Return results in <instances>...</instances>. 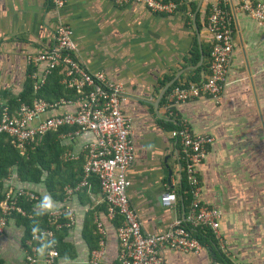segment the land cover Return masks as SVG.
I'll use <instances>...</instances> for the list:
<instances>
[{"label": "crops", "instance_id": "1", "mask_svg": "<svg viewBox=\"0 0 264 264\" xmlns=\"http://www.w3.org/2000/svg\"><path fill=\"white\" fill-rule=\"evenodd\" d=\"M211 1L177 0L174 12L156 13L133 1L66 0L54 9L48 0H0V107L24 87L26 54L52 44L58 21L68 24L82 64L90 71H104L124 87L120 108L131 118L133 142V159L125 172L127 194L144 231L166 230L189 204L179 193V145L170 134L173 128L161 121L176 126L184 121L193 133L212 138L196 176L200 201L221 210L219 233L225 252L219 242L217 258L207 246L195 252L163 248L162 264H224V258L234 264H264V27L235 0H227L233 51L220 97L178 103L169 98L172 84L207 74L205 20ZM88 136L61 139L64 158L72 162L62 166L63 176L80 173ZM14 172L15 167L3 179L2 190L20 186L37 192L38 209L44 212L64 205L74 211L72 226L60 230L61 251L53 264H86L98 234L97 220L105 229L99 264L115 262L116 227L106 216L99 191H93L96 185L68 195L66 183L61 198H54L45 186L47 171L37 182H21ZM165 191L175 192L174 204H162ZM32 204L31 210H36ZM13 215L0 232V264H48L43 247L25 237V226ZM28 240L40 248L34 262L26 258Z\"/></svg>", "mask_w": 264, "mask_h": 264}, {"label": "built area", "instance_id": "2", "mask_svg": "<svg viewBox=\"0 0 264 264\" xmlns=\"http://www.w3.org/2000/svg\"><path fill=\"white\" fill-rule=\"evenodd\" d=\"M54 9L65 5L66 0H48ZM117 3L138 2L156 13H172L177 8L174 0H114ZM239 9L248 13L260 26L264 27V1L235 0ZM227 0H212L205 20L208 34L209 54L207 74L197 80L173 85L170 99L174 102L192 101L200 97L219 98L233 51V32L231 15L226 8ZM53 42L45 48L26 54L27 64L32 66L28 77L33 92L45 84L47 76L53 69L61 74L60 83L77 93L73 98L59 97L47 100L35 97L32 101L21 102L16 109H10L5 102L0 107V133L10 137L11 142L21 151L33 146L37 138L48 131L58 130V138L88 136L86 155L82 163L81 179L64 190L70 195L88 185L89 177L95 176L99 184L101 200L107 204L106 216L113 219L118 216L120 223L115 228L117 238V257L109 264H162L160 251L170 248L181 251H198L204 245L194 236L198 229H208L219 247L225 252L224 243L219 233L221 210L209 206L199 199V181L196 176L197 165L206 154V146L212 138L206 134L193 133L182 121L170 134L179 145L181 175L184 173L190 185L191 198L182 217L161 232L150 233L142 229L138 217L130 204L127 187L129 180L126 169L133 159V142L131 138L132 121L125 115L120 104L125 99L121 82L108 77L104 71L88 70L77 56V43L73 29L66 23L58 21L53 32ZM72 157L73 155H67ZM65 157V156H64ZM0 232L5 226L6 218L13 214L30 216L19 204V198L38 205L37 192L23 187L0 189ZM164 206L176 201L173 191H165L160 196ZM48 222L53 227L32 231L31 239L43 247V259L53 264L58 257L54 239V230L72 226L74 211L69 205L45 209ZM99 235L98 247L93 248L86 264H99L103 252L105 229L96 221ZM38 245L27 242L26 258L36 261ZM29 249V250H28ZM235 264H251L239 261Z\"/></svg>", "mask_w": 264, "mask_h": 264}, {"label": "trees", "instance_id": "3", "mask_svg": "<svg viewBox=\"0 0 264 264\" xmlns=\"http://www.w3.org/2000/svg\"><path fill=\"white\" fill-rule=\"evenodd\" d=\"M207 53L209 54V50ZM31 69L32 66L29 64L27 68V77L22 90L16 97L10 98L6 101L10 109H16L21 102L28 103L35 97H43L47 100H53L58 99L59 97L73 98L76 96L77 93L74 89L67 88L60 83L59 80L61 74L57 69H53L47 76L45 84L41 87L38 93L33 92L31 80L28 77V72H30ZM173 85L174 84L169 87V90ZM161 123H163L164 126L170 129L175 128L176 126L173 125V123L170 121L163 120L161 121ZM65 128L67 127H61L58 130L48 131L43 137L37 138V142L33 146L27 145L22 151L11 142L9 136L0 133V189H2L3 179L6 178L9 174H12L13 167H15L14 173L16 179L21 182L40 181L43 172L47 171V175L45 177V186L54 198H61L62 186L64 184L68 183L72 186L76 184L82 176V164L81 168L79 169L80 173H75V175L71 176H63L60 173L61 171H63L61 170L63 169L62 166L69 167L72 163L71 160H67L64 158V145L61 144V139L57 136L58 131L64 130ZM89 184H92L93 186L96 185L97 190L94 189L93 191H99L98 180L95 176L89 177L88 185ZM179 193L182 198V202L184 204H188L191 198V190L184 173L182 174ZM2 196L3 195L0 192V200ZM101 201L105 203L107 208L106 202L103 200ZM19 204L26 210V212H29L30 214V216L17 213L15 214V216L13 215V217H16L17 220L22 222L25 226V237H30L32 230L53 227L48 222L46 212L39 209L31 210L33 204L31 202L25 201L22 197L19 198ZM112 220H114L115 227H117L120 223L118 216H115ZM60 230H54V239L56 248L59 250L58 252L61 251L58 243H60L61 237L63 236V233L60 232ZM193 234L200 240V242L204 246H207L211 250V252L216 255L214 249L217 248V244L208 229H198L195 230ZM98 240L99 235L97 234L94 238L95 244L93 246H90L91 249L98 247ZM223 263L234 264L225 258L223 259Z\"/></svg>", "mask_w": 264, "mask_h": 264}, {"label": "clouds", "instance_id": "4", "mask_svg": "<svg viewBox=\"0 0 264 264\" xmlns=\"http://www.w3.org/2000/svg\"><path fill=\"white\" fill-rule=\"evenodd\" d=\"M47 199H48V198L46 197L45 200L47 201Z\"/></svg>", "mask_w": 264, "mask_h": 264}, {"label": "rangeland", "instance_id": "5", "mask_svg": "<svg viewBox=\"0 0 264 264\" xmlns=\"http://www.w3.org/2000/svg\"><path fill=\"white\" fill-rule=\"evenodd\" d=\"M64 169V168H63Z\"/></svg>", "mask_w": 264, "mask_h": 264}]
</instances>
